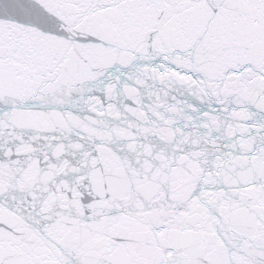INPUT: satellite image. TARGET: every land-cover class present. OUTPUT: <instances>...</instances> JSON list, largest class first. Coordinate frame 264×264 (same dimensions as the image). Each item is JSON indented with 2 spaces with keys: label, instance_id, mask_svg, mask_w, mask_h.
Masks as SVG:
<instances>
[{
  "label": "snow or ice",
  "instance_id": "snow-or-ice-1",
  "mask_svg": "<svg viewBox=\"0 0 264 264\" xmlns=\"http://www.w3.org/2000/svg\"><path fill=\"white\" fill-rule=\"evenodd\" d=\"M0 264H264V0H0Z\"/></svg>",
  "mask_w": 264,
  "mask_h": 264
}]
</instances>
